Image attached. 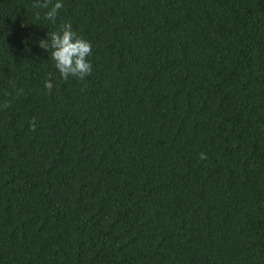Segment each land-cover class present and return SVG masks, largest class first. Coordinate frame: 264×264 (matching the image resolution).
I'll return each instance as SVG.
<instances>
[{"label":"trees","instance_id":"obj_1","mask_svg":"<svg viewBox=\"0 0 264 264\" xmlns=\"http://www.w3.org/2000/svg\"><path fill=\"white\" fill-rule=\"evenodd\" d=\"M0 264H264V0H0Z\"/></svg>","mask_w":264,"mask_h":264}]
</instances>
